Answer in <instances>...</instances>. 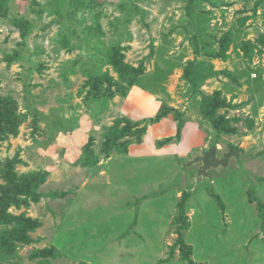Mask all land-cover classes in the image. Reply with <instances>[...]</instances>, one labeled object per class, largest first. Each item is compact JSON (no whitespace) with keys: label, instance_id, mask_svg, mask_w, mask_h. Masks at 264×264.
<instances>
[{"label":"rangeland","instance_id":"rangeland-1","mask_svg":"<svg viewBox=\"0 0 264 264\" xmlns=\"http://www.w3.org/2000/svg\"><path fill=\"white\" fill-rule=\"evenodd\" d=\"M187 5L0 0V199L9 168L41 180L39 199L17 196L6 211L33 230L28 244L0 246V264H264V0ZM224 33L232 39L226 62L213 58ZM195 55L216 72L200 89L227 88L213 94L212 108L231 134L201 118L197 98L186 111L199 135L187 124L183 139L176 121L152 123L153 109L139 111L138 97H127L128 67L151 74L172 57L170 90L181 81L175 70ZM93 77L100 86L87 85ZM123 119L145 125L142 144L104 157L103 137ZM126 127L118 125L128 135ZM209 147L239 159L195 182L199 164L182 166ZM91 153L96 164L82 166ZM180 202L185 230L174 221Z\"/></svg>","mask_w":264,"mask_h":264},{"label":"trees","instance_id":"trees-1","mask_svg":"<svg viewBox=\"0 0 264 264\" xmlns=\"http://www.w3.org/2000/svg\"><path fill=\"white\" fill-rule=\"evenodd\" d=\"M194 2L195 0H188V9L193 7L192 4ZM203 21L204 19H201L199 22ZM223 35L228 36L226 46L222 51H219V53L214 55L213 58L219 59L222 62H226L229 59L228 50L232 44V39L227 33H224ZM240 53L244 58L248 56V54H246V50L243 48V44L241 45ZM128 68L130 69L129 72L131 75L130 80L128 81L129 86H135L138 78L144 73L145 70L141 69L136 71L130 67ZM215 73L216 72L213 70L212 65L205 60H188L186 61L183 68L182 79L187 87L188 93H191L193 96L199 99L198 107L201 118L210 124L214 131L221 132V130L224 129L228 134H231L230 127L228 126L227 122L226 124L223 123V128H221L214 120L215 115L213 114L214 112L212 104L215 99L213 98V94L221 95V92L214 91L213 94L207 95L200 91V85L204 84L208 80L213 79ZM105 78H107L109 82L108 85L110 86V79H108V77ZM101 80V78H90V80L87 82V85L98 87L101 84L96 82ZM124 91L126 90L122 89L119 93L125 94ZM109 95H112L110 91ZM171 113L173 120L177 122L176 136L179 137L181 131V115L177 112V110L163 105L161 109L155 114L151 122L158 123L161 119L165 118ZM121 123L126 124L127 127L125 131L128 130V135H125L122 129H118V125ZM145 131V125L140 122L132 123L127 119L116 121L113 126L107 130V133L103 137V143L101 147L102 154L104 157H108L111 152H115L117 155H126L130 146L140 145L142 143V137L144 136ZM168 140L169 139L167 138L164 142H168ZM82 161V166L89 167L96 164L97 159L96 156L91 153L90 158L86 160L83 159ZM3 180L5 186L3 187L4 192L0 199V246L3 244L11 245L15 243L28 244L31 239L27 235V232L32 231L33 227H30L27 219L23 217L12 216L6 211L17 196L23 195L32 201L39 199L41 195L36 193V188L40 184L41 180L38 179L36 174L19 175L11 168L6 170ZM178 210L179 215L174 219V221H180L182 223V229L185 230L188 227V222L184 216L183 202L178 204ZM7 226L11 227L6 228ZM177 243L181 246V248L189 250L182 241L181 233H178Z\"/></svg>","mask_w":264,"mask_h":264},{"label":"crops","instance_id":"crops-1","mask_svg":"<svg viewBox=\"0 0 264 264\" xmlns=\"http://www.w3.org/2000/svg\"><path fill=\"white\" fill-rule=\"evenodd\" d=\"M176 51H177V49L167 53V55L174 54ZM171 58L172 57H170V58L165 57V58H163L162 61H157L155 69L152 71L153 73L149 74L148 72H144L143 75H141L138 78L136 85L133 86L131 94L129 93L127 97H128V99H130V97H138L137 98L138 100L137 99L135 100V106L137 108H139L138 109L139 111L146 110L147 108L150 107L153 109V111L156 114L161 109V107L163 105H165L169 108H172L174 110H177V112L181 115V118H180L181 119L180 135H181V138L184 139L186 136L187 124H190L191 128H193L196 131V133L199 135V129L197 127L198 123L196 121L189 120V118L187 117V111H186L187 105L189 104V98L191 97L190 100H192V99L194 100V99H196V97L193 96L191 93H188L187 90H185V88H187V87H186V85L182 79V72H183V68H184L186 61L182 67L175 70V71L179 72L178 78L181 79V81H178L176 83V85L173 88H171L170 90H168L166 88L165 83H166V81H168L171 73L174 72L173 69H170V65H172V62H175V59H171ZM229 59H230V57H229ZM191 60L197 61V60H200V58L197 55H195V58L191 59ZM214 78L211 80H208L207 82H212L214 80ZM146 80H148V81H146ZM151 80L155 82L156 88L153 87V83H151ZM145 81H146L147 85L144 86L143 82H145ZM207 82H205V83H207ZM182 86H184V87L182 88ZM221 87H223L224 89H227L225 86H219L215 91L222 92ZM182 89L185 90L184 92H182V96L181 97H174V91H179ZM200 91L202 93H204L201 89H200ZM204 94H206V93H204ZM197 108H198V113H199L198 104H197ZM166 120H172L173 121V118L171 117V115H168L165 118L161 119L158 123H160L162 121H166ZM158 123H156V124H158ZM175 125L177 126V122Z\"/></svg>","mask_w":264,"mask_h":264},{"label":"water","instance_id":"water-1","mask_svg":"<svg viewBox=\"0 0 264 264\" xmlns=\"http://www.w3.org/2000/svg\"><path fill=\"white\" fill-rule=\"evenodd\" d=\"M231 159L238 160L239 152L229 150L219 157L217 149L215 147H209L203 155L193 157L190 161L185 163L182 168L186 169L192 165L199 164L195 175L191 176V178L194 179L195 182H201L202 178H210L209 170L226 168Z\"/></svg>","mask_w":264,"mask_h":264}]
</instances>
